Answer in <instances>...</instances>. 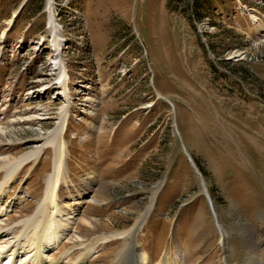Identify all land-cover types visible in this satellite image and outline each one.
<instances>
[{
  "label": "rangeland",
  "instance_id": "374dc122",
  "mask_svg": "<svg viewBox=\"0 0 264 264\" xmlns=\"http://www.w3.org/2000/svg\"><path fill=\"white\" fill-rule=\"evenodd\" d=\"M205 1L175 13L168 0H35V14L31 0H0V189L4 164L65 125L58 216L66 241L95 245L86 264H113L152 206L122 264L137 251L264 264V0ZM46 149L6 186V241L43 205Z\"/></svg>",
  "mask_w": 264,
  "mask_h": 264
},
{
  "label": "bare ground",
  "instance_id": "6f19581e",
  "mask_svg": "<svg viewBox=\"0 0 264 264\" xmlns=\"http://www.w3.org/2000/svg\"><path fill=\"white\" fill-rule=\"evenodd\" d=\"M66 120L67 119H65V122ZM65 127L66 126L64 125V127L59 126L56 128L52 133V137H50L49 140L40 148L31 151L30 153L21 155L18 158H14L8 161V163L6 162L7 164H4L3 166L2 170L5 171L4 174H6V179L1 183L0 202H3L7 195H9L6 186H10L12 190L15 184V179L20 176L23 170L31 165V163H38L46 147L53 146V173L47 180V188L45 197L43 198V205L38 209L33 217L31 216L29 220L23 222L24 228L22 230V234L20 233L21 235L19 234L20 231L18 232L17 229L13 230L11 235L17 236L16 239L13 238V240H16L14 243L10 240H5L10 234L2 232V229L0 228V261L8 259L10 261L13 260L12 264H16L17 259H22L24 257L26 259H22L23 262L20 264H86L89 263L93 257L95 245L86 248V251H81L82 248H79L78 242L82 237L73 236L75 239L71 238L66 241L67 236L70 233V224L68 221L70 218L68 217L74 215L73 212L76 211V206L79 204L71 206V208L67 210L68 213L63 215V217L66 216L68 219L62 220L59 219L60 217L58 216V214L64 213V207L59 204L61 188L63 184H67L69 180L68 150L66 142L63 139ZM0 140H2V136L0 137ZM1 217L2 214L0 213V218ZM216 219L218 220V216ZM138 223L134 225L130 233L125 234L127 237L125 239L124 248L119 252L113 264H122L128 253L136 250L133 239H135V236H138V234H135L136 231L142 229V225L140 228H136ZM139 232L140 231H138V233ZM224 240L226 241L225 237L223 238V242ZM64 246H69L70 248L64 251ZM74 254H78V258L76 262L70 263ZM135 254V259L133 257L134 260L126 259V261L130 264H152L148 255L142 251H137ZM128 263L124 262V264ZM157 264L178 263L175 260L171 263L165 260L160 261Z\"/></svg>",
  "mask_w": 264,
  "mask_h": 264
},
{
  "label": "trees",
  "instance_id": "16d2710c",
  "mask_svg": "<svg viewBox=\"0 0 264 264\" xmlns=\"http://www.w3.org/2000/svg\"><path fill=\"white\" fill-rule=\"evenodd\" d=\"M59 3L65 1V0H57ZM35 0H31L33 13H40L44 9V7H34ZM182 3V6L179 9V6L177 4ZM207 1L205 0H168L167 7L170 10H173L175 13H180L184 8H189L190 6L194 5L197 11H201L204 7H206ZM178 6V7H177ZM35 10V11H34ZM183 12V11H182Z\"/></svg>",
  "mask_w": 264,
  "mask_h": 264
},
{
  "label": "water",
  "instance_id": "95a60500",
  "mask_svg": "<svg viewBox=\"0 0 264 264\" xmlns=\"http://www.w3.org/2000/svg\"><path fill=\"white\" fill-rule=\"evenodd\" d=\"M23 8H24V6H22V8L20 9L19 13L22 11ZM19 13H18V15H19ZM18 15H17V16H18ZM189 159H190V157H189ZM190 162L194 165V162H193L192 160H190ZM204 186H205V191H206V193L208 194L207 187H206V184H205V183H204ZM209 202H210V206H211V209H212V213H213V216H214L215 222H217V219H216L217 216L215 215V211H214V209H213V205H212V202H211L210 199H209ZM149 215H150V212H147L146 215L144 216V218H143V219L137 224V227H136L137 229L140 228L141 225H144V224H145V222L147 221ZM216 225H217V224H216ZM218 229H219V228H218ZM137 232H138V231H136L135 234H137ZM220 233H222L221 230H220ZM135 240H136V238L133 239L134 242H135Z\"/></svg>",
  "mask_w": 264,
  "mask_h": 264
}]
</instances>
